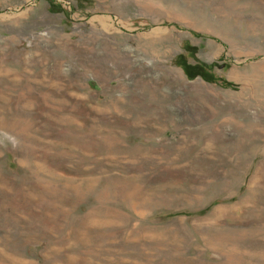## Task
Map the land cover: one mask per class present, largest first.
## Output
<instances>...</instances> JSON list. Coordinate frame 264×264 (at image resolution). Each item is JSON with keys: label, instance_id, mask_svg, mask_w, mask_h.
I'll return each mask as SVG.
<instances>
[{"label": "rangeland", "instance_id": "1", "mask_svg": "<svg viewBox=\"0 0 264 264\" xmlns=\"http://www.w3.org/2000/svg\"><path fill=\"white\" fill-rule=\"evenodd\" d=\"M0 264H264V0H0Z\"/></svg>", "mask_w": 264, "mask_h": 264}]
</instances>
